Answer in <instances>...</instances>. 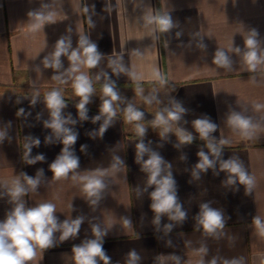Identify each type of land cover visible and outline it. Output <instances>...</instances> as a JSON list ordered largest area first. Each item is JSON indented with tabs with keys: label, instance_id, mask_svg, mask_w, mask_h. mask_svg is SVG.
<instances>
[{
	"label": "crops",
	"instance_id": "crops-1",
	"mask_svg": "<svg viewBox=\"0 0 264 264\" xmlns=\"http://www.w3.org/2000/svg\"><path fill=\"white\" fill-rule=\"evenodd\" d=\"M30 12H51L54 20L31 31ZM159 15L172 19L167 32L147 22ZM253 29L264 48V0H0V132L5 133L0 141V221L15 206L8 195L12 182L25 183L23 174L37 177L40 170L38 187L28 188L22 197L25 207L50 202L61 223L83 218L76 236L62 241L57 231L53 246L38 249L28 264H75L72 249L96 238L93 226L105 233L102 242L110 264H128L133 250L139 257L136 264H211L213 259L216 264H264V236L253 223L257 216L264 220V107H256L264 105V64L250 72L243 60L244 41ZM62 37L70 39L72 49L86 37L101 54L96 67H81L94 89L86 119L80 117L81 98L72 88L78 73L69 71L67 56L61 57L59 69L44 66ZM218 49L230 57V69L213 62ZM105 84H113L120 99L101 135ZM54 89L65 102V127L77 134L70 151L79 159V167L59 180L50 165L64 147L62 136L45 127L51 120L45 96ZM129 105L144 113L141 121H127ZM176 105L185 110L179 120L170 121L167 130L154 124L157 112L166 115ZM233 113L256 126L250 138L228 123ZM204 118L217 125L210 140L201 139L194 128V121ZM137 123L146 130L142 137ZM186 134L192 135L191 143L181 141ZM221 139L228 143L221 146ZM140 142L149 152L138 158ZM209 142L221 148L219 158L210 152ZM200 151L215 160L206 171L196 168ZM151 152L163 158L162 175L170 172L175 180L178 203L186 212L183 221L164 214L155 222V185H149L143 168ZM37 155L44 160L29 163ZM229 159L253 178L250 189L238 179L229 183L231 174L220 166ZM97 170L105 173L100 177L104 188L99 198H89L79 177ZM203 204L223 216L224 227L214 234L199 223ZM125 220L130 221L127 226ZM97 264L104 262L97 258Z\"/></svg>",
	"mask_w": 264,
	"mask_h": 264
},
{
	"label": "clouds",
	"instance_id": "clouds-1",
	"mask_svg": "<svg viewBox=\"0 0 264 264\" xmlns=\"http://www.w3.org/2000/svg\"><path fill=\"white\" fill-rule=\"evenodd\" d=\"M33 17L34 23L30 25L31 31H38L45 23L53 22L54 13L43 12H30ZM149 24L155 23L161 32H167L173 27L172 19L168 15L149 16L147 17ZM259 33L253 29L244 41L245 51L243 52V60L247 65L250 72H255L259 65L264 64V48L261 47V41L258 39ZM71 49V51H70ZM237 53L241 52L239 47L234 49ZM67 56L71 63L69 71L71 73H78L74 76L72 88L77 96H79L80 103L77 105L81 119H86V105L94 89L92 82L88 75L81 72V67L88 69L97 66L101 59V54L98 52V46L90 42L86 37H81L77 48L72 49L70 39L64 37L60 38L55 46V51L51 57H45L44 66L53 69H59L62 66L61 57ZM219 67L230 69L231 59L227 53L218 49L215 53L214 61ZM115 71V69H114ZM123 71V68L120 69ZM157 79H160V73H155ZM54 79H60L59 76ZM63 82V81H62ZM103 94L107 99H104L101 106V113L106 117L104 124L100 128L102 135L106 130L108 124L116 115L113 103L120 99L113 84H105L103 86ZM146 102L151 103L150 100ZM45 103L50 111L51 120L45 122V127L50 128L57 136H62V143L64 145L61 154L50 165V169L55 179L59 180L67 178L70 172H74L79 167V159L70 151V146L74 145L77 140V134L72 129L65 127L68 123L62 116V109L65 107L64 99L59 90H52L45 96ZM258 109L264 105H257ZM23 111V109H21ZM165 112H157L154 124L156 126H165L170 121H176L181 118L180 114L185 110L176 105L175 110H165ZM126 119L128 122H139L142 120L144 113L129 105L125 110ZM99 120L100 117H95ZM75 123V121H72ZM228 123L234 128L239 130L240 134L245 138H250L253 129L256 127L251 122L250 118H246L239 113H233L228 120ZM194 128L199 133L203 140H210V134L216 131L217 125L210 121L208 118L197 119L194 121ZM145 128L142 124H136V132L139 136H144ZM5 133L0 132V141L4 139ZM193 137L191 134L182 135L181 141L183 143H191ZM35 145H39V139L33 141ZM228 141L221 139L219 144L225 145ZM207 147L212 155L219 158L221 148L216 144L209 142ZM31 148L29 147V152ZM137 157H142L144 153L149 152V149L143 142L136 145ZM200 157L199 163L196 168L201 171H206L212 168L215 160L210 159L209 155L203 151L198 153ZM119 163V158H115ZM44 160L43 155H37L29 163ZM164 164L163 158L156 152H151L148 159L144 161L143 168L149 173V185H155L154 191L151 193V208L156 213L155 222L159 223L161 215L167 214L171 220L183 221L186 218V212L182 210V206L178 203L176 192L175 180L169 172L167 175H162V165ZM221 170L230 173L229 183H235L236 179L240 184L245 185L248 189L253 185V178L250 177L242 165L234 159L221 161ZM112 167L115 169L116 164ZM37 177H30L23 174L24 182L21 183L19 179L12 182L11 187L8 189V195L14 203L12 210L6 215V218L0 221V264H28L36 258L37 250L48 249L53 246L54 233L59 231L61 233L60 240H67L78 234L80 226L83 222L82 217H78L71 221L65 220L62 223L58 221L55 215L56 206L53 203L45 202L40 203L35 207H25L22 197L27 194L28 188L35 190L39 185V175ZM104 171L97 170L90 175L80 176L79 179L83 183V191L86 195L99 198V194L104 188V183L100 177L104 175ZM75 179V177H73ZM25 184L28 187H25ZM92 203H96L95 200ZM130 221L125 220L127 226ZM200 225L203 230L209 234H214L217 230L224 227V219L222 214L208 204L201 205L200 212ZM253 223L260 236H264V220L260 217H255ZM171 229V225H166ZM93 234L95 239L84 241L78 246H74L72 251L74 253L75 264H97V258L102 260L104 264H110V257L107 256L104 248L102 237L105 233L101 232L98 226H93ZM201 252L206 251L201 249ZM128 264H136L139 259L136 252L130 251ZM178 259V258H176ZM203 264V261L200 262ZM211 264H216L215 259ZM225 264H239L238 261L231 262L225 261Z\"/></svg>",
	"mask_w": 264,
	"mask_h": 264
},
{
	"label": "water",
	"instance_id": "water-1",
	"mask_svg": "<svg viewBox=\"0 0 264 264\" xmlns=\"http://www.w3.org/2000/svg\"><path fill=\"white\" fill-rule=\"evenodd\" d=\"M142 111H143V109H142Z\"/></svg>",
	"mask_w": 264,
	"mask_h": 264
}]
</instances>
